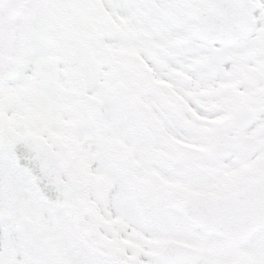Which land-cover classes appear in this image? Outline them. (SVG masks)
Masks as SVG:
<instances>
[{"label":"snow or ice","instance_id":"1","mask_svg":"<svg viewBox=\"0 0 264 264\" xmlns=\"http://www.w3.org/2000/svg\"><path fill=\"white\" fill-rule=\"evenodd\" d=\"M0 264H264V0H0Z\"/></svg>","mask_w":264,"mask_h":264}]
</instances>
